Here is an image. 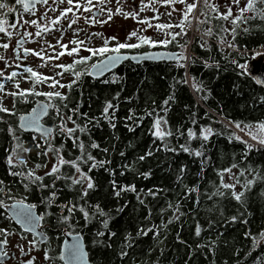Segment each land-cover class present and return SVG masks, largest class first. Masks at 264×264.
<instances>
[{"label":"snow or ice","instance_id":"obj_1","mask_svg":"<svg viewBox=\"0 0 264 264\" xmlns=\"http://www.w3.org/2000/svg\"><path fill=\"white\" fill-rule=\"evenodd\" d=\"M132 3L134 10L125 11L124 5L127 3ZM67 4L68 7L60 8L59 5ZM136 0H52L49 4L48 0H14L13 4H9L7 0H0V33H3L5 37L9 40L13 35L20 32V28L16 26V23H8L4 18L6 14H13L17 17L20 23L24 25H30L35 30L34 33H30L25 27L23 29V35L21 38L17 39L15 42V47L11 49L15 56L17 49L21 52L31 54L33 57H39L41 63L37 65L38 68L47 67L50 71L53 69H59V71H53L51 76H46L42 73L35 71L33 68L25 65L24 72L28 73V76H21L23 80H30V85L27 88H21L19 86L20 81L15 79L17 72L15 69L5 74L3 69H0V113L6 114L7 116H16V102L19 101L22 105H31V108L23 114L17 116L18 123H10L3 117H0V125L5 127L0 128V132L6 133L9 140V148L4 149V164L7 174L18 178L17 182L20 183L27 192H33L34 194H39V203L43 206V211L39 215L33 214V209L36 208L35 203H25V197L17 199L12 192V187H5L4 182L0 181V209H5L7 215L4 212H0V218L7 220H15L16 224L20 226L25 234L30 233V239L21 236L20 232L10 230L7 225L0 227V257L7 258V252L5 251L8 245V238L11 236H16L18 240H26L27 252L25 250V245L20 243H14L13 248H16L20 253L27 255L28 252L33 250H38L40 245L38 240L48 241L49 237L47 235H41L37 232V228L40 227L41 222L48 217L49 221H54L50 223V227L57 229L59 226H64L68 229L73 227L72 221L83 218L84 224L87 225L89 221L96 220L99 224V228L94 229V239L93 244H100L101 240L96 239L97 237H104L107 233L108 237H113L114 232L108 231L110 216L106 213L98 203H89L88 197L91 190L96 188V184L92 177L89 175L93 168L103 167L107 161L98 160L93 155H91L90 150L98 149L100 146L96 141L89 139L86 143L81 135H76L80 133L87 135V128L91 126L87 113H80L77 111L79 101H76L77 107H69L68 99L69 93L73 86L77 83L82 75L81 71L76 70L77 65L85 64L91 60L92 57L103 56V59H99L92 63L90 68L87 69V73L90 76L97 77L103 75L110 67H114L120 62L122 56L119 53L120 49H132L139 48L141 45H147L152 47L153 45H168L170 42L175 43L176 38L182 37L184 40L183 44H176V47L180 50L179 54H173V59L176 61V67L185 69L187 75L188 65L195 63L197 59L200 60L203 67L208 69L210 67H220L219 61L211 60L209 63L208 59H194L191 54L186 50L192 43V39L189 38V31L192 28L193 22L196 25V31L200 35V39L196 40L195 43L199 44L202 49L209 50L211 44L207 38H214L216 41V51L220 53V59L225 60L230 65H235L237 69H245L247 67L246 63H238L235 59H229L224 54V49L229 50H239L237 45L232 39L227 37H234L237 30L243 32H248V21L260 20L264 22V0H244L243 6L241 7V0H217L216 3L213 0H139V9L135 10ZM48 5L45 7V5ZM108 4H114L115 10L108 7ZM175 4H180L182 7L176 9L173 7ZM17 5H22L25 12L29 13L30 16H36L38 9L36 5H39L40 11L39 16L35 19L23 20L19 16L16 10ZM155 5V7L153 6ZM161 5H167L170 11L163 13L164 15L171 16L172 12L179 13V22L176 24L172 23H155L149 24L148 21L151 19L153 21H158L159 17L156 15L157 7ZM79 9L80 15L77 16V12L74 10ZM223 8L224 11L220 9ZM145 9L151 11L153 16H144L138 19V13L144 11ZM57 13L56 15L45 16V13ZM235 12V15L233 14ZM66 13H71V18L69 19ZM248 14V15H245ZM104 15L105 19H99L98 17ZM113 15H123L124 18L129 16L137 21L138 24H143L144 28H139L138 31L131 30L128 31L123 40H117L115 36L104 37L100 32H87V30H82L80 28L72 29L73 37L68 40V44L72 47L68 48L66 44L61 43L60 38L64 36V29L70 28L71 25L76 23L78 19H83L85 24H104L106 20H111ZM62 18L67 20L66 25L61 24ZM39 21H44V23H38ZM227 22L231 27H225L224 23H219L216 26L212 25V21ZM8 28L13 29V31H6L5 25ZM201 24H208L209 27L204 28L202 31L200 29ZM244 24L245 27L240 29V25ZM47 25V26H45ZM55 26V31L59 32V37H54L55 45L48 43L43 40L42 33H49L51 29ZM218 28V31L214 32L213 28ZM253 27H259V25H253ZM145 28H153L157 32V38H152L144 35ZM173 28H178L179 31H171ZM85 31L84 39H78L76 33ZM162 34V35H161ZM24 37H29V43L36 40L37 37L43 44H46L47 48L50 49L54 55H45L42 50H33L30 48L22 47L24 43ZM100 39L102 43L99 46H92L89 38ZM129 40L134 42L130 43ZM109 41H113V44H109ZM56 47L60 49L59 52L56 51ZM0 49H9V43H0ZM80 50H83L87 55H79ZM63 54H67L72 57L70 63H50L52 60H58ZM246 53H242L245 56ZM253 56L258 55L257 53H252ZM13 58V57H9ZM23 59V57H20ZM210 59V58H209ZM0 61L3 62L4 68H9L11 65L8 63V59L2 54H0ZM19 67V65H17ZM62 73H67L72 79L67 82H62ZM237 75H247L246 72H237ZM55 77V78H54ZM252 79L256 84L264 85V77L253 76ZM7 80L12 84L11 91L7 90L4 86V81ZM192 91L198 97L196 104L192 107L196 108L199 106L200 101H206L208 99V92L202 81L197 82L195 77L187 75L185 79H176L174 83L178 84H189ZM108 80L101 81V83H108ZM112 83L116 82V78L113 75ZM47 85V91L41 90L39 85ZM171 88L172 85H169ZM60 89H66L67 91L61 92ZM119 93L112 96L115 100ZM44 97V102L35 101V97ZM4 97H11V105L5 106L3 103ZM174 100V96L170 93L163 100L160 101L159 111L168 113L169 111V101ZM35 101V102H34ZM58 101V102H57ZM258 104H264V95H261L255 100ZM187 108L188 106L185 105ZM115 111L113 105L106 99L100 110V118L109 121V127H113L111 120L115 119L111 116L110 110ZM156 108H150L144 111L142 115L135 119V123L138 125L141 120L146 116H151V125L149 134L155 139L160 141V144L156 148H152L149 151H145L143 155L137 157L138 160H144L145 157H149L154 151H164L167 153H173L176 151H182L190 156L200 159L201 168L197 173L198 176L204 172V167L208 161V156L204 154V146L209 141V137L213 135H224L225 132L227 136L234 139L238 143L243 145V150L240 155V161L235 163H230L225 167L213 168L216 175V182L210 181L212 186L211 192H205L204 198L206 200L212 201L214 197L223 198L227 194L238 203L241 202L246 189H250L253 186L254 181H264V173H260L257 168L254 170L251 166L241 167V162L245 160V157L252 150L264 149V119L254 120V121H237L231 120L224 117L223 112L219 114L220 118L218 120H213L208 112L204 113V117L208 118L209 123H202L199 125L198 132L194 130L191 126L183 128V130L176 126L173 130L169 124V121L165 116L156 114ZM50 116L51 125L45 126L41 122V116ZM84 116L85 123L81 124L77 119L73 117ZM134 116L131 109H129L128 118L132 119ZM199 117L196 113H190V124H198ZM91 120H97V117H91ZM226 121V122H225ZM68 123H71V127H68ZM211 123L220 124L222 130L218 131L210 126ZM229 126L236 129L238 132L242 133L244 137L248 139H243L241 135H237V132L229 131ZM31 130L32 132H39V138L32 136L31 144L36 150L35 155L42 159V163H35L32 167H28L27 161L25 159L26 154H28L32 149L25 147L26 141L21 139L16 133L17 131L24 132ZM131 131V128H129ZM54 137H62V141L59 144L54 143ZM175 137L176 141L184 140V143H172L171 139ZM200 140V145L196 148L189 147V142L194 140ZM71 141V147L76 149L77 152L73 153L69 151L67 156L62 153L65 151V142ZM252 141L254 143H249ZM106 151V150H105ZM51 155V159L49 156ZM123 156V153H121ZM41 175H38L36 170L45 168ZM124 167L131 169V165H124ZM84 168L87 171L83 170ZM67 169V170H65ZM186 166L180 165L178 172L175 176L177 182L181 183L184 188V193L182 199H190V193H197V199L192 200L193 208L199 207V193L197 187L194 185L192 187H187L182 183V177L185 173ZM236 169L235 172L232 170ZM110 176L113 172L110 168H104ZM250 174L249 179L246 175ZM225 174H227V181L225 179ZM123 175V172H121ZM140 175L147 177L148 172L140 173ZM245 177L243 182L239 179L240 177ZM58 182H63L58 186ZM199 182V181H198ZM111 186V195L113 197L119 198L121 193L124 192H135V188L132 184H117L113 181H109ZM240 185L239 191L236 190V185ZM61 188H67L69 191L74 192L76 195L72 199H63L60 195ZM160 189L156 190H146L144 196L156 197ZM137 200L140 204H143V198L141 193H135ZM264 195V194H262ZM10 202V203H8ZM128 201H125L127 204ZM180 206V201H175V206L169 203L167 207L172 210L173 215L169 217L168 221H162L160 226L153 228L149 225L146 227H138L136 233L138 236L146 235L150 230L152 235L155 237L160 229L165 223L171 222L177 218L178 209ZM147 207V205H145ZM53 208L56 211L50 212L49 209ZM216 208V203H213L212 208L208 211L211 212ZM161 213L165 212L164 208H160ZM151 209H149V213ZM150 219V215H145L144 220ZM238 217L233 215L229 216L225 223L237 222ZM239 223L244 225L246 219H239ZM208 231H215L214 222L209 219L207 222ZM201 225L197 223L194 229V235L197 237L201 234ZM66 234V233H64ZM77 239L70 244L60 245V251L58 257H53L49 255V250L44 247L42 251L43 260L46 264H55L56 260L59 259L63 264H90L88 259V254L84 250V246L79 241L80 233L75 234ZM219 236L220 233L216 232ZM243 236L251 241L249 245V250L244 253L243 264H249L247 258L250 254L256 250L257 247L264 250V228H261L259 232L252 233L248 228H245ZM131 237L125 234L123 238V247L117 252V257H119L121 264L123 260L128 255L127 251L124 250L126 247H131L129 240ZM217 241L209 238L208 243L197 244L196 249L207 248L208 253L215 254L217 248ZM107 247L111 248V243L107 244ZM189 255H192L191 249L189 250ZM233 256L236 252L233 251ZM35 257L29 256L27 260H21L20 264H34ZM251 264H264V255H258L255 259L251 260Z\"/></svg>","mask_w":264,"mask_h":264},{"label":"trees","instance_id":"obj_2","mask_svg":"<svg viewBox=\"0 0 264 264\" xmlns=\"http://www.w3.org/2000/svg\"><path fill=\"white\" fill-rule=\"evenodd\" d=\"M9 4H13L14 0H7ZM17 12L20 11V5L16 6ZM248 15V14H247ZM8 23H16L13 14H6L4 17ZM214 21L216 26L221 21ZM259 25V27H253ZM7 26V24H6ZM201 27V26H200ZM245 25L241 24L240 29ZM248 32L237 30L234 37L228 39L234 40L239 50L224 49V54L229 59H235L238 63L247 65L249 58L242 53L251 54L256 50H264V22L260 20L248 21ZM196 28V26H195ZM193 28V29H195ZM216 28V27H215ZM218 31V28H216ZM1 34V33H0ZM192 43L188 47V53L194 59H208L219 61L220 67H210L205 69L197 59L195 63L188 65L187 75L195 77L197 82L202 81L207 92L208 99L200 101L199 106L193 108L198 97L192 91L189 84L174 83L176 79H185L187 75L185 69L176 67L175 62L160 63H139L133 64L129 61L124 62L118 69L111 72L100 80H92L87 75V69H80L81 77L73 86L69 93V107H77L76 101H79L77 111L87 113L91 126L87 128V135H81V138L87 143L89 139L96 141L100 146L98 149L90 150L98 160H106L107 163L103 167L93 168L89 175L96 184V188L89 193V203H98L101 208L109 214L108 231L114 232L113 237H108L105 233L104 237H97L101 240L100 244H93L94 229L99 228L96 220H91L87 225L80 217L72 221L73 227L68 229L59 226L57 229L50 227L48 217L41 222L40 229L44 235L49 237V241H53L58 250V245L63 235L80 233L88 259L91 264H121L117 252L123 247V238L128 234L131 239L129 244L131 247L124 248L128 255L123 260V264H243L241 258L244 253L249 250V241L243 236L245 228L252 233H257L264 228V181H254L250 189H246L241 202L233 200L226 192L223 198L214 197L212 201L204 198V193L211 192L212 186L210 181L216 182V175L213 168L225 167L230 163L240 161V155L243 145L231 139L225 132L224 135H213L209 137V141L204 146V154L208 156V161L204 167V172L200 176V159L190 156L182 151L167 153L164 151H154L144 160H138L137 157L156 148L160 141L155 140L150 134L151 116H146L137 125L134 121L150 108H156L158 115L165 116L170 126L174 130L179 126L182 130L187 126H191L198 132L199 125L209 123L208 118L204 117V113L208 112L213 120L220 118L219 114L223 112L224 117L237 121H254L264 119V104L255 102L264 90L260 88L250 75L246 72V68L237 69L235 65H230L225 60L220 59V53L216 51V41L214 38H207L211 44L209 50L202 49L199 44L195 43L200 39V35L194 33L191 37ZM0 43L3 38L0 35ZM183 44L182 37H177L176 42H170L168 45H157L149 47L141 45L139 48L120 49V53L131 54L140 53L146 50H166L179 53L176 44ZM100 57H96L99 59ZM210 58V59H209ZM244 71L247 75H237V72ZM113 75L116 82L112 83ZM108 80V83L101 81ZM169 85H172L170 88ZM67 91L64 89L63 92ZM116 93L119 95L115 100L112 96ZM174 96V100L169 101V111L164 113L159 111L160 101L169 94ZM44 102V97H36ZM108 100L115 111L109 110L111 116L115 119L111 120L113 127H109V121L100 118V110L105 100ZM58 102V101H57ZM185 105L188 107L186 108ZM31 108V105H22L17 100L16 116H7L0 113L10 123H17V116L25 113ZM129 109L132 110L134 116L128 118ZM196 113L199 117L198 124H190V113ZM97 117V120H91V117ZM79 123L84 124V116L73 117ZM226 122V121H225ZM45 126L51 125V118L47 116L42 120ZM71 127V123H68ZM210 126L221 131V125L211 123ZM5 127L0 125V128ZM131 128V131H129ZM229 131H237L229 126ZM238 132V131H237ZM25 143V147L32 149L26 154L25 159L31 167L35 163H42V159L35 155L30 140L36 135L24 134L20 131L16 133ZM62 137H54V143L59 144ZM172 143H184V140L176 141L175 137L170 138ZM65 142V151L62 153L67 156L69 151L76 153L77 150L71 147V141ZM9 140L6 133L0 132V181L6 184V188L11 186L12 192L16 198L25 197V203H35L37 214L43 211V206L39 203V194L33 192H25L22 185L17 182L18 178H14L7 174L3 157L4 149L9 148ZM200 140L189 142V147L196 148L200 145ZM250 143V142H249ZM106 150V151H105ZM123 153V156H121ZM51 156V155H50ZM49 156V157H50ZM185 165V173L182 177L183 185L187 187L196 186L199 193V207L193 208L192 200L197 199V193H190V199H182L184 188L180 182H177L175 176L180 165ZM131 165V169L124 167ZM251 166L254 170L259 169L260 173H264V149L252 150L241 162V167ZM104 168H110L113 175H109ZM67 170V169H65ZM83 170L87 171L86 168ZM233 172L236 169L232 170ZM123 172V175H121ZM148 172L149 175L144 177L140 173ZM251 178L250 174H247ZM245 177L239 179L243 182ZM227 181V174H225ZM119 184H132L135 192L121 193L119 198L111 195V186L109 181ZM199 181V182H198ZM63 182H58V186ZM160 189L156 197L144 196L146 190ZM240 185H236L239 191ZM135 193H141L144 203L140 204ZM61 197L63 199H72L76 194L67 188H61ZM180 201L177 218L171 222L165 223L157 236L152 235L150 230L146 235L138 236L136 229L138 227L160 226L162 221H168L173 215L172 210L167 207L169 203L175 206V201ZM125 201H128L125 204ZM213 203L216 208L209 212ZM147 205V207H145ZM160 208H164L165 212L161 213ZM149 209L151 212L149 213ZM50 212L56 209L50 208ZM150 215V219L145 221L144 216ZM237 216L235 223H225L229 216ZM211 219L214 222L215 231H208L207 222ZM239 219H246V223L241 225ZM201 225V234L199 237L194 235L195 225ZM216 232L220 235L217 236ZM217 241L215 254H210L207 248L196 249L197 244L208 243L209 238ZM111 243V248L107 244ZM191 249L192 255H189ZM233 251L236 255L233 256ZM258 255H264V250L257 247L250 254L249 264L251 260Z\"/></svg>","mask_w":264,"mask_h":264},{"label":"rangeland","instance_id":"obj_3","mask_svg":"<svg viewBox=\"0 0 264 264\" xmlns=\"http://www.w3.org/2000/svg\"><path fill=\"white\" fill-rule=\"evenodd\" d=\"M187 2H191V0H187ZM213 2L216 3L217 0H213ZM243 2H244V0H241V7L243 6ZM48 3L51 4L52 0H48ZM47 6L48 5L46 4L45 7H47ZM107 6L111 7L113 9V11L115 10V5L114 4H108ZM153 6L155 7V5H153ZM59 7L60 8H65V7H68V5L65 3V4L59 5ZM122 7H124L125 11L134 10L133 4L130 3V2L127 3L126 5L122 6ZM173 7H175L176 9H180L182 7V5L175 4V5H173ZM36 8L38 9V11L36 12V16H30L29 13H24L22 11H19L17 13H19V16L22 17L23 20L35 19L37 16H39L40 11H42V9H40L39 6L36 7ZM138 9H139V0H136L135 10H138ZM74 10L77 12V15H80L79 9H75L74 8ZM220 10L224 11L223 8H221ZM167 11H170V9L168 8L167 5H161V6L157 7L156 15L159 17V20L158 21H153V20L150 19L148 21V23L149 24H153V25L155 23H157V22H159V23H169L170 22L172 24L178 23L179 22V13L178 12H172V15L169 17V16L163 14V13H165ZM56 14H58V12L57 13L49 12V13H45V16H48V15H53L54 16ZM233 14L235 15V12H233ZM66 15L68 16L69 19L71 18V13H66ZM245 15H247V14H245ZM144 16L151 17V16H153V13L151 11L147 10V9H145L144 11H140L138 13V19L142 18ZM100 19H105V16L101 15ZM40 23H44V21L40 22ZM223 23L225 24V27H231V25L228 24L227 22H223ZM19 24H22V23H20V21L18 20V22H16V26L19 25ZM61 24L62 25H66L67 24V20H64L62 18ZM22 25H23L24 28L25 27L26 28L30 27V29H29L30 33H34L35 30H36L30 25H24V24H22ZM45 26H47V25H45ZM86 26L87 25H85V23H82V24L74 23L73 25H71L70 28H65L64 29V36L62 38H60L61 43L66 44V46L68 48H71L72 45L68 44L67 42H68L69 39H71L73 37L72 29L80 28V27H86ZM195 26H196L195 22H193L192 28H191V30L188 33L189 38H191L194 33L199 34L196 31ZM200 26H201L200 27L201 31L204 28L209 27L208 24H201ZM98 27H101V28L104 27L103 31H105V32L102 33V35L104 37L115 36L117 38V40L122 41L124 36H125V34L128 31H131V30L138 31L139 28H144V25L143 24H138L137 21H134L130 16L128 18H124L123 15H113L111 20H106V22L104 24H99ZM193 28H195V29H193ZM9 29H11V28H9ZM11 31H13V30L11 29ZM171 31L178 32L179 29L178 28H173V29H171ZM191 31H193V32L190 35ZM1 34H2L1 36L3 38V43L4 42L9 43V49H7V50L0 49V54L4 55L6 57V59H8V63H9V65H11V67L4 68L3 67V62L0 61V69H3L5 74H7L8 72H10L13 69H15V71L17 72V76H16L15 79L20 81L19 86L21 88H27L30 85V80L21 79V76H28L29 75L28 73L24 72V66L25 65L33 68L35 71H37L39 73H42V74H44L46 76H51L53 71H59V69H53L52 71H50L49 68H47V67L38 68L37 65L40 64L42 61H41V59L39 57H33L31 54L29 55L28 58L25 59V61H23V62L20 61V62L13 63L12 62V58H9V57H12V51H11L12 48H10V47H13V45L16 42V40L18 39V35L17 34L13 35L12 38L9 40L7 37H5L3 35V33H1ZM143 34L146 35V36L152 37V38H157V32L154 31L153 28H145V31H144ZM42 36H43V40L44 41H47L48 43H52L53 45H55L54 37L58 38L59 37V32L55 31V26H54L53 29H51L49 33H42ZM76 37L78 39H84V37H80L79 35L78 36L76 35ZM227 38H229V37H227ZM89 39H90V42H91L92 46H99L102 43V41L100 39H95V38H91V37ZM129 42L132 43L134 41L129 40ZM113 43H114L113 41H109L110 45L113 44ZM153 46H157V45H153ZM23 47L30 48V49H33V50H42V51H44L45 55H48V56H51V55L55 54L50 49L47 48L46 44H43L40 41L39 37H37L36 40L31 42V43H29V37H26L25 44H24ZM56 51L59 52L60 49L58 47H56ZM186 51L188 52V49ZM254 52H252V53H254ZM252 53L249 54L250 58H257L259 56L264 55V53H262L260 51H257V50H256L255 53H257L258 55L253 56ZM79 55H87V53H85L83 50H80ZM247 55L248 54H246V56ZM71 60H72V57L68 56L67 54H63V55H61L59 57L58 60H52V61H50V63H70ZM17 65H19V67H17ZM62 77H63L62 82H67L68 80L72 79L71 76H69L68 74H65V73H62ZM4 86L9 91L13 90L12 89V84L10 82H8L7 80L4 81ZM38 87L41 90H44V91L49 90L46 84L45 85H39ZM60 91L63 92L64 89H60ZM11 100H12L11 97H4V99H3L4 105L5 106H10L11 105ZM235 132H237V131H235ZM237 135H241L243 139H246V140L248 139L247 137H244L243 134L240 133V132H237ZM249 142L250 143H254L252 141H249ZM49 159H51V156L49 157ZM28 167H31V166L28 165ZM44 170H46V167L42 168V169H37L36 172H37L38 175H41ZM13 195H14V193H13ZM15 239H17V238L14 237V236L9 237L8 238V244L13 245L14 243L18 242L21 245H25V248H27L26 240H23V241L19 242V241H15ZM26 239H30V238L26 237ZM37 263L39 264L40 262L38 261Z\"/></svg>","mask_w":264,"mask_h":264},{"label":"flooded vegetation","instance_id":"obj_4","mask_svg":"<svg viewBox=\"0 0 264 264\" xmlns=\"http://www.w3.org/2000/svg\"><path fill=\"white\" fill-rule=\"evenodd\" d=\"M93 3H95V0H93ZM38 6L39 5H36V7H38ZM20 11H22L24 13H27V12L24 11V9L21 7V5H20ZM77 16H79V15H77ZM98 18L100 19L101 16H99ZM15 19L18 22V19H17L16 16H15ZM40 22H43V21H39L38 20V23H40ZM76 23L82 24V23H84V21H83V19H78L76 21ZM85 25H87V26L86 27H80V29L87 30V32H100V33H104L105 32V31H103L104 30V27L103 28L98 27V25H99L98 23H94V24H91V25L85 24ZM212 25H214V21H212ZM17 27L20 28V32L17 33L18 39H19L23 35V29H24V27H23L22 24L17 25ZM27 29L29 31L30 27H27ZM5 30L6 31H11V29H9L6 25H5ZM213 31L216 32V28L215 27L213 28ZM0 35H2V34H0ZM76 35L77 36L79 35L80 37H84L85 36V31L78 32V33H76ZM23 39H24V43H23L22 47L25 44L26 37H24ZM13 47H15V44L13 45ZM13 47H10V48H13ZM23 54H24L23 52H21L19 49H17V52L15 53V56L12 53V57H13L12 58V62L13 63L20 62V61L23 62L30 55V53L27 54V55H23ZM20 57H23V59H21ZM99 59H103V56H100ZM99 59H96V57L94 56V57L91 58V60L88 62L87 65L84 64V67L83 68H80L81 66L80 67L77 66L76 70L80 71L79 68L80 69H85V68L88 69V68H90V66H91L92 63L96 62ZM65 74H67V73H65ZM35 101H40V100L35 97ZM4 186H6L5 183H4ZM17 199H19V198H17ZM8 203H10V202H8ZM0 212H4L5 215H7V212H6L5 209H0ZM5 225H7V227L10 230L20 232V235L21 236L32 238L31 235H28V234H25V233L21 232V230L16 225H14V223H12L11 220H7L6 221L5 219L0 218V227H4ZM39 229H40V227H39ZM40 231H41V229H40ZM14 237H16V236H14ZM62 239H63V237H62ZM15 241L21 242L23 240H18V238H17V239H15ZM61 242H62V240H61ZM61 242L58 245V250L57 251H56V247H55V244L53 243V241H49L48 240L47 242H44L43 244H39L40 245V248L38 250H33L31 252H28L27 255L20 253L16 248H13L12 245L8 244L7 247H6V249H5V251L7 252V260L4 261V262H2V263H0V264H20V261L22 259L23 260H26L31 255L32 256H35L34 264H38L37 263L38 261L40 262L39 264H46V262L43 260V257H42V251H43L44 247H47L48 248L49 255L50 256L58 257L59 256V248H60ZM25 250L27 252V248H25ZM55 264H62V263H61V261L59 259H57L56 262H55Z\"/></svg>","mask_w":264,"mask_h":264},{"label":"water","instance_id":"obj_5","mask_svg":"<svg viewBox=\"0 0 264 264\" xmlns=\"http://www.w3.org/2000/svg\"><path fill=\"white\" fill-rule=\"evenodd\" d=\"M21 7H22V5H21ZM173 54L178 55L179 53L170 52V51H166V50H146V51H143V52H140V53H131V54L120 53V55L122 56V59L120 60V62L117 63L114 67H110L108 69V71L103 73V75H100V76H97V77H93V76H90L88 74L87 75L92 80H100V79L104 78L105 76H107L108 74H110L111 72H113L116 69H118L126 61H129V62H131L133 64L175 62V59H173ZM23 55H26V54L24 53ZM247 57L249 58V60L247 62L246 72L250 75V77L251 78L253 76L264 77V55L259 56L257 58H250V55H247ZM257 85L264 90V85H260V84H257ZM40 102H43V101L40 100ZM45 117H46V115L45 116H41V118H40L41 122H42V120ZM18 122L19 121L17 120V123ZM21 133L39 136V132L38 131L37 132H32L31 130H27V131H24V132H21ZM33 214L34 215H38L35 209H33ZM11 221H12V223H14V225H16L21 230V232H23V230L20 228V226L18 224H16L15 220H11ZM37 232L41 233V235H44L40 231L39 228H37ZM28 235H31V234L28 233ZM76 239H77L76 235L65 234V235H63V239H62V242H61L60 245H62V244H70V243L74 242V240H76ZM79 241L84 246L83 241H82L80 236H79ZM44 242L45 241H43L42 239L38 240L39 244H43ZM84 250H85V247H84ZM59 251H60V248H59ZM6 260H7V258L5 259L3 257H0V263L4 262ZM61 263L63 264L62 261H61Z\"/></svg>","mask_w":264,"mask_h":264},{"label":"built area","instance_id":"obj_6","mask_svg":"<svg viewBox=\"0 0 264 264\" xmlns=\"http://www.w3.org/2000/svg\"><path fill=\"white\" fill-rule=\"evenodd\" d=\"M191 33H192V32H191ZM191 33H190V35H191ZM257 51H260V52L264 53V50H262V49L257 50ZM255 52H256V51H255ZM248 55H249V53H248Z\"/></svg>","mask_w":264,"mask_h":264}]
</instances>
